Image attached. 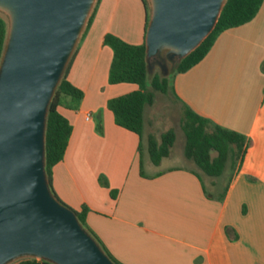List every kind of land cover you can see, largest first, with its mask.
Here are the masks:
<instances>
[{"label": "crops", "instance_id": "obj_1", "mask_svg": "<svg viewBox=\"0 0 264 264\" xmlns=\"http://www.w3.org/2000/svg\"><path fill=\"white\" fill-rule=\"evenodd\" d=\"M125 1L130 12L123 0H98L91 28L102 20L106 26L93 59L68 69L83 97L75 109L57 108L72 131L51 169L53 190L73 210L89 209L87 227L119 264H264V0L249 22L221 32L203 59L172 83L181 109L245 137L242 160L223 184L200 172L183 149L176 159L170 152L151 164L144 139L114 123L107 100L137 86L108 83L111 58L98 61L109 53L102 39L112 33L140 44L147 18L141 0ZM147 109L144 137L158 123L146 117Z\"/></svg>", "mask_w": 264, "mask_h": 264}, {"label": "water", "instance_id": "obj_2", "mask_svg": "<svg viewBox=\"0 0 264 264\" xmlns=\"http://www.w3.org/2000/svg\"><path fill=\"white\" fill-rule=\"evenodd\" d=\"M96 0H0V264H116L51 192L45 173L48 104ZM150 61L189 55L213 30L225 0H147ZM163 70L164 65L157 63Z\"/></svg>", "mask_w": 264, "mask_h": 264}, {"label": "trees", "instance_id": "obj_3", "mask_svg": "<svg viewBox=\"0 0 264 264\" xmlns=\"http://www.w3.org/2000/svg\"><path fill=\"white\" fill-rule=\"evenodd\" d=\"M141 1L147 8V1ZM97 3L98 0L95 1L80 37L83 36L93 20ZM262 3L263 0H225L213 30L197 48L176 64V74L183 73L199 63L221 32L249 22L257 14ZM146 25L147 18L145 28ZM6 34L7 22L0 16V59ZM102 43L108 46L112 52L108 69V83H131L137 86L134 91L108 99L106 107L112 113L114 123L117 126L135 133L141 140L144 139V148L148 159L151 164L157 166L163 158L169 156L176 134L173 129H167L161 132L158 138L152 133H148L144 137L145 110L153 106L156 93L163 95L174 94L172 85L174 78L170 80L168 77L159 76L158 74H153L152 77L148 75L144 40L140 44H131L112 33H106L103 36ZM71 61L72 58L67 64L55 93L48 104L45 129V173L51 192L63 204L65 203L53 190L51 169L63 158L72 126L69 120L58 112L57 108L58 106H65L75 109L83 97V92L67 79ZM180 130L184 137V157L191 160L204 175L219 178L223 175L228 162L231 165L241 162L246 149L245 137L213 124L186 105H183L182 109ZM139 168L140 174L144 175L141 161ZM110 194L112 195V190ZM65 205L68 206L67 204ZM73 211L83 229L97 242L103 252L114 263L119 264L107 253L97 236L87 227L85 219L89 209L82 205L79 210ZM11 264L52 263L26 258Z\"/></svg>", "mask_w": 264, "mask_h": 264}, {"label": "rangeland", "instance_id": "obj_4", "mask_svg": "<svg viewBox=\"0 0 264 264\" xmlns=\"http://www.w3.org/2000/svg\"><path fill=\"white\" fill-rule=\"evenodd\" d=\"M147 1V0H146ZM125 5L127 6V12L131 11V5L129 2L123 0ZM115 3V2H114ZM114 3H112V7H114ZM95 4V3H94ZM123 3L118 6L117 12L119 13L121 11ZM140 5V4H139ZM148 5V2H147ZM141 8V6H140ZM142 9V8H141ZM140 9V10H141ZM97 10V9H96ZM110 11H113V8H111ZM96 12V11H95ZM142 12V10H141ZM0 16H2L5 20V16L0 13ZM95 16V14H94ZM94 19V17H93ZM93 21V20H92ZM91 21V23H92ZM91 23L89 27L84 32L83 36L79 38L77 45L75 47V50L72 54V61L71 62H91L93 59V55L96 51V44H97V35L99 32L103 29V27L106 26L105 20L100 21L95 25V28H91ZM118 25V19H115L112 23L111 30L114 31ZM87 40H90V43H87ZM95 43H93V42ZM103 44V43H102ZM105 50H109V53L103 51L100 54V60L99 62H108L110 58L112 57V52L110 53L111 49L106 46ZM177 62L174 61L173 64L167 63L164 65V69L162 70L156 62L149 63L150 65V71L148 75L150 77L153 76V74H158L159 76L168 77L170 80L174 78L176 75L175 67ZM109 94V93H108ZM183 109V108H182ZM182 109L180 106L174 101L171 93H168L167 95H163L160 93H156L155 102L153 106L149 107L146 111V117L148 119H152L155 121H158V123L155 124V129L152 134H154L157 138L159 137V134L166 129H173L176 134V139L174 142L173 147L171 148V156L173 159H176L178 156H180L181 149H183L184 144V137L183 134H181L180 130V119L182 117ZM237 163L234 165H231L230 162L227 163L225 170L223 172V175H221L219 178H216L218 183H225L227 179L230 177L231 173L236 169ZM204 176V175H203ZM206 178V177H204ZM102 182V180H101Z\"/></svg>", "mask_w": 264, "mask_h": 264}, {"label": "flooded vegetation", "instance_id": "obj_5", "mask_svg": "<svg viewBox=\"0 0 264 264\" xmlns=\"http://www.w3.org/2000/svg\"><path fill=\"white\" fill-rule=\"evenodd\" d=\"M168 58L169 57L162 55L161 57H156L154 59H151V62H153V63L156 62V63L162 64V65H166L167 63H170L168 61Z\"/></svg>", "mask_w": 264, "mask_h": 264}, {"label": "built area", "instance_id": "obj_6", "mask_svg": "<svg viewBox=\"0 0 264 264\" xmlns=\"http://www.w3.org/2000/svg\"><path fill=\"white\" fill-rule=\"evenodd\" d=\"M85 120H89L90 119V113H85V116H84Z\"/></svg>", "mask_w": 264, "mask_h": 264}]
</instances>
